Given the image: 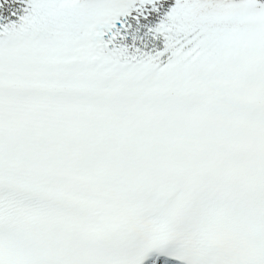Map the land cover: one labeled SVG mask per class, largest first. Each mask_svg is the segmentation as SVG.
<instances>
[{
    "label": "snow or ice",
    "instance_id": "1",
    "mask_svg": "<svg viewBox=\"0 0 264 264\" xmlns=\"http://www.w3.org/2000/svg\"><path fill=\"white\" fill-rule=\"evenodd\" d=\"M0 264H264V0H0Z\"/></svg>",
    "mask_w": 264,
    "mask_h": 264
}]
</instances>
